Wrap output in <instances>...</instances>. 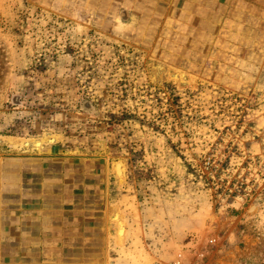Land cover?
<instances>
[{"label":"rangeland","instance_id":"rangeland-1","mask_svg":"<svg viewBox=\"0 0 264 264\" xmlns=\"http://www.w3.org/2000/svg\"><path fill=\"white\" fill-rule=\"evenodd\" d=\"M90 1L0 0L1 99L95 119L142 264H264V32L207 44L150 0L113 30Z\"/></svg>","mask_w":264,"mask_h":264},{"label":"crops","instance_id":"crops-1","mask_svg":"<svg viewBox=\"0 0 264 264\" xmlns=\"http://www.w3.org/2000/svg\"><path fill=\"white\" fill-rule=\"evenodd\" d=\"M150 1L172 24L199 25L207 44L244 30L264 32V0ZM90 2L89 11L105 12L113 30L128 28L148 5ZM74 118L64 105L7 104L0 97V264H142L125 194L116 195L111 180L109 139L95 119Z\"/></svg>","mask_w":264,"mask_h":264}]
</instances>
